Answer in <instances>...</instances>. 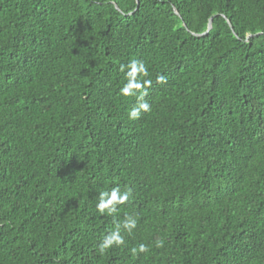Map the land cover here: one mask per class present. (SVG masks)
<instances>
[{
    "label": "trees",
    "instance_id": "1",
    "mask_svg": "<svg viewBox=\"0 0 264 264\" xmlns=\"http://www.w3.org/2000/svg\"><path fill=\"white\" fill-rule=\"evenodd\" d=\"M0 264H264V0H0Z\"/></svg>",
    "mask_w": 264,
    "mask_h": 264
},
{
    "label": "clouds",
    "instance_id": "2",
    "mask_svg": "<svg viewBox=\"0 0 264 264\" xmlns=\"http://www.w3.org/2000/svg\"><path fill=\"white\" fill-rule=\"evenodd\" d=\"M119 71L125 73L126 83L120 88V94L123 96H132L136 98V104L128 112L129 120L139 119L142 112H149L151 106L145 99L152 85L151 79H145L149 76V69L142 60L132 59L127 64H120ZM166 76L158 74L157 83H166ZM132 198V189L125 187L121 190L120 186L112 187L110 190H101L96 198V210L100 214H108L114 217V227L109 229L98 242L97 248L100 254H104L113 246L125 244V233L131 235L137 228L138 213L125 212L123 219L116 221L115 216L118 213V206L126 204ZM156 247H163V241L157 240ZM149 245L139 243L132 247L130 252L133 256L140 253H147Z\"/></svg>",
    "mask_w": 264,
    "mask_h": 264
},
{
    "label": "water",
    "instance_id": "3",
    "mask_svg": "<svg viewBox=\"0 0 264 264\" xmlns=\"http://www.w3.org/2000/svg\"><path fill=\"white\" fill-rule=\"evenodd\" d=\"M210 27H211V19H210V21H209V27H208V30L210 29ZM207 30V31H208Z\"/></svg>",
    "mask_w": 264,
    "mask_h": 264
}]
</instances>
